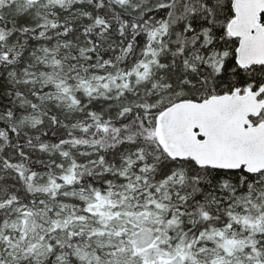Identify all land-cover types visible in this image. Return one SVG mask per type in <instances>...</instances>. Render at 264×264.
<instances>
[{"label": "snow or ice", "instance_id": "1", "mask_svg": "<svg viewBox=\"0 0 264 264\" xmlns=\"http://www.w3.org/2000/svg\"><path fill=\"white\" fill-rule=\"evenodd\" d=\"M0 264H264V0H0Z\"/></svg>", "mask_w": 264, "mask_h": 264}]
</instances>
